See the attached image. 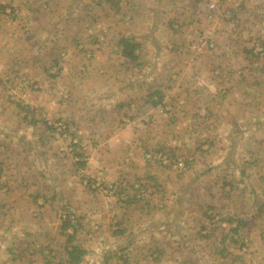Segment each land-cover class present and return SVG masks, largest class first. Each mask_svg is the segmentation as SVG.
I'll return each instance as SVG.
<instances>
[{
    "label": "crops",
    "instance_id": "obj_1",
    "mask_svg": "<svg viewBox=\"0 0 264 264\" xmlns=\"http://www.w3.org/2000/svg\"><path fill=\"white\" fill-rule=\"evenodd\" d=\"M0 7V264H264V0Z\"/></svg>",
    "mask_w": 264,
    "mask_h": 264
},
{
    "label": "trees",
    "instance_id": "obj_2",
    "mask_svg": "<svg viewBox=\"0 0 264 264\" xmlns=\"http://www.w3.org/2000/svg\"><path fill=\"white\" fill-rule=\"evenodd\" d=\"M1 8V7H0ZM122 46V53L125 57L130 60H137V56L135 55V50L138 48V43L135 42L133 37L122 38L120 40ZM157 104V103H156ZM186 164L188 160H185ZM81 166H84V163H80ZM71 228V233H67V229ZM80 228V224L77 222L73 223L69 217H67L63 221L62 230L66 235L67 246L65 248L66 261L65 264H79L87 251L80 244L74 243L76 241V233ZM70 246V248H69Z\"/></svg>",
    "mask_w": 264,
    "mask_h": 264
},
{
    "label": "built area",
    "instance_id": "obj_3",
    "mask_svg": "<svg viewBox=\"0 0 264 264\" xmlns=\"http://www.w3.org/2000/svg\"><path fill=\"white\" fill-rule=\"evenodd\" d=\"M216 4L214 2H211L209 4V10L213 11L214 9H216ZM210 16V15H209ZM262 49H258V51H261ZM74 142V141H73ZM174 167L177 169H182L186 166V162L185 160H181L178 159L173 163ZM80 172L84 173V169L79 170ZM103 170H99L96 174L95 177H85L83 176L86 184L87 183H91V186L93 187V189L99 190L102 193H104L105 195H114L116 192V186L114 184H107L105 182V178L103 176ZM73 213V212H72ZM70 215V219L73 221V218H75L74 213Z\"/></svg>",
    "mask_w": 264,
    "mask_h": 264
},
{
    "label": "rangeland",
    "instance_id": "obj_4",
    "mask_svg": "<svg viewBox=\"0 0 264 264\" xmlns=\"http://www.w3.org/2000/svg\"><path fill=\"white\" fill-rule=\"evenodd\" d=\"M7 9H8V11H9V12H7V13H8V14L11 13V8H7ZM5 92H6V91H5ZM6 94H8V95H9L10 97H12L14 100H18L19 103H20L21 106H22V103L24 102V100H23V102H22V101L20 100L21 98H17V95L14 93V91H13L12 89H8V91L6 92ZM13 99H12V100H13ZM21 106L18 107V108L20 109V111H21V112L25 111L24 108H23V110L21 109ZM23 113H24V112H23ZM61 128L64 129V130H66V132H67V129H66L64 126H61ZM201 133H202V132H201ZM64 134L66 135L65 132H64ZM67 134H69V132H67ZM70 141H71V142H70V147H69V151H70V152H72V150H74L75 148H80V145H78V144H79V140H78L77 137H72V138L70 139ZM73 141H74V142H73ZM74 155H75V157H77V158L80 157V156H82V154L79 153V151H77L76 153H74ZM181 160L184 161V158L181 159ZM82 161H83V160H80V159H79V161H78V162H79L78 165H79L80 167H79V169H77V170H81V169L83 170V169H84V168H83L84 166H81V165H80V163H81ZM186 167H187V164H186V166H185L184 168H182V169H178V170H179V171H180V170H184ZM84 170H85V169H84ZM81 173H83V172H81ZM84 182H85V180H84ZM85 184H86V182H85ZM86 185L89 186L90 189H93V187L91 186V183H90V182L87 183ZM117 189H118V188H117ZM93 190H96V189H93ZM96 191L101 192V191H99V190H96ZM68 211H69L68 217H69V219H70V215H71V213H72V212H71L72 210L68 209V210L65 211V212L68 213ZM73 213H74V212H73ZM73 213H72V214H73ZM74 215H75V213H74ZM66 218H67V217H66ZM75 221H76L75 218H73V221H72V222L75 223Z\"/></svg>",
    "mask_w": 264,
    "mask_h": 264
}]
</instances>
